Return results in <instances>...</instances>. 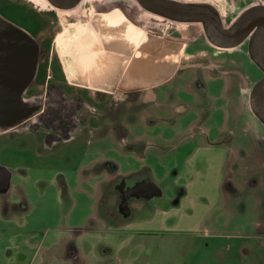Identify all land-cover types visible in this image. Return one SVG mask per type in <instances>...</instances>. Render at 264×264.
Returning <instances> with one entry per match:
<instances>
[{
	"label": "flooded vegetation",
	"instance_id": "1",
	"mask_svg": "<svg viewBox=\"0 0 264 264\" xmlns=\"http://www.w3.org/2000/svg\"><path fill=\"white\" fill-rule=\"evenodd\" d=\"M79 28L83 30L77 32ZM82 32L84 70L78 67L79 56L66 47L71 42L77 49L76 41L70 40ZM171 38L201 45L188 54L187 49L178 53L175 45L165 49L154 45V40L171 42ZM143 53L154 54L168 70L166 98H176L177 87L171 83L192 70L193 90L205 88V77L221 80L229 93L234 87L227 97L247 98L249 113L264 130L260 117L264 115V0H0V135L17 132L25 140L34 135L53 153L69 152L77 145L83 161L96 129L125 140L126 124L143 106L160 98L141 91L134 61ZM188 109L181 102L174 111L181 114ZM196 135L179 136L172 146L148 140L125 146L165 158L180 148L185 137L193 144L190 152L201 144L228 142L210 141L206 131L203 137ZM259 145L262 149L254 145L252 149L264 161V142ZM91 166H85L83 176L100 179L102 208L111 218L129 219L150 207L146 204L154 197L165 195L169 205L160 210L167 213L182 207L187 188L179 182L182 173L176 165L160 172L169 179L166 187L156 181L151 166L127 173L120 172L112 159L95 160ZM59 179L63 193H68L64 176ZM226 185L233 187L228 180ZM9 186L10 175L0 168V193ZM74 254L68 246L66 256Z\"/></svg>",
	"mask_w": 264,
	"mask_h": 264
},
{
	"label": "rangeland",
	"instance_id": "2",
	"mask_svg": "<svg viewBox=\"0 0 264 264\" xmlns=\"http://www.w3.org/2000/svg\"><path fill=\"white\" fill-rule=\"evenodd\" d=\"M155 27L166 30L167 26ZM82 30L79 28L77 32ZM75 38L80 39L76 41L77 51H81L76 53L80 55L78 67L84 70L85 33ZM176 40H154V45L162 49L175 45L178 53L187 49L186 54L201 45L191 39ZM134 69L142 93L146 95L150 91L160 98L143 106L133 122L126 124L125 140L119 141L113 132L106 135L97 129L92 132L86 161L77 145L75 150L53 153L42 147L34 135L26 140L17 132L0 135V165L10 172V186L6 193H0V264H69L68 246L73 247L78 261H86V253L90 259L106 255L103 250L113 247L109 255L112 263L134 264L146 247L143 242L146 239L123 224L167 208L166 195L154 197L146 204L150 207L127 221L111 218L99 201L100 179H85L83 169L91 168L99 159H112L123 173L151 166L156 171V181L166 187L169 179L164 180L160 172L176 165L182 173L179 182L184 185L189 170L186 156L193 146L188 143L190 137H185L180 148L165 158H157L150 151H131L125 143L140 144L148 140L172 146L179 136L192 132L200 138L204 131L210 141H228L231 155L226 162L225 178L232 183L233 190L223 191L218 206L198 229L167 230L149 238L156 246L150 264H264V161L252 149V145L256 150L262 149L259 141L264 142V130L249 113L248 99L227 97L235 89L231 88L230 93L224 91L219 79L205 77L202 79L205 88L193 90L192 70L171 83L177 87L176 98H166L170 89L168 70L152 53L139 54ZM192 92L196 95L192 96ZM181 102L189 109L176 114L174 109ZM217 157L213 153V158ZM215 168V164H205L209 177H214ZM60 175L66 180L68 193H63ZM127 233L124 242L127 244L117 258V247Z\"/></svg>",
	"mask_w": 264,
	"mask_h": 264
},
{
	"label": "crops",
	"instance_id": "3",
	"mask_svg": "<svg viewBox=\"0 0 264 264\" xmlns=\"http://www.w3.org/2000/svg\"><path fill=\"white\" fill-rule=\"evenodd\" d=\"M78 35L79 33H76L70 41L73 39L77 41L79 38H75V36ZM70 46L75 54H81V51H77L78 48L76 49V47L73 46V43L70 42L66 47ZM62 50L66 53V48ZM213 153H216V155L218 154V157L213 158ZM230 155L231 149H229L224 142L218 143L217 145L201 144L197 149L189 152L186 156L185 162L189 170L187 179L185 180L187 191L185 196L181 198L182 207L176 210H167V213L166 211L159 210L137 221H130L129 219L131 217L125 220L129 221L123 225H126L127 228L131 230L135 229L139 231L141 234L140 236L146 239V241H143L146 243V247H144L140 257L134 264H150L156 246L153 240L149 238L155 237V234H160V232L167 230L192 231L198 229L203 220H206L212 214L214 207L218 206L223 191L233 190V187L226 185L227 180L225 178V166H227L226 162L230 159ZM206 163L209 165L215 164V175L212 178L209 177L208 170H205ZM262 183L264 189V178L262 179ZM99 201L101 202V196H99ZM128 235L127 233L117 247V258H119V255H121L125 249L127 243L124 244V242ZM112 252L113 247H106L103 250V253L106 255L94 256L93 259H90V256L86 253V261H78L76 253V255L68 256L70 258L69 264H116L112 263L111 259H109V255Z\"/></svg>",
	"mask_w": 264,
	"mask_h": 264
},
{
	"label": "water",
	"instance_id": "4",
	"mask_svg": "<svg viewBox=\"0 0 264 264\" xmlns=\"http://www.w3.org/2000/svg\"><path fill=\"white\" fill-rule=\"evenodd\" d=\"M49 1H52L53 3H55V2H59V1H68V0H49ZM26 35L29 37V34L28 33H26ZM260 117H261V119L263 120V122H264V115L263 114H261L260 115ZM217 143H220V142H217ZM0 168H3V169H5V170H7V168H5V167H3V166H1L0 165ZM7 172L9 173V175H10V172L7 170ZM157 186V185H156ZM158 187V186H157ZM160 188V187H159ZM129 214L127 213H125V217H127Z\"/></svg>",
	"mask_w": 264,
	"mask_h": 264
}]
</instances>
